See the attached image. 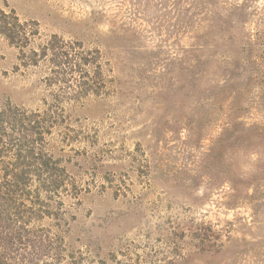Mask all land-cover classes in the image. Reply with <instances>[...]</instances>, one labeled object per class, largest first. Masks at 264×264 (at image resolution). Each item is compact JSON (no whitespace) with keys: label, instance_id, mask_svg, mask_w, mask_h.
Returning <instances> with one entry per match:
<instances>
[{"label":"rangeland","instance_id":"374dc122","mask_svg":"<svg viewBox=\"0 0 264 264\" xmlns=\"http://www.w3.org/2000/svg\"><path fill=\"white\" fill-rule=\"evenodd\" d=\"M0 264H264V0H0Z\"/></svg>","mask_w":264,"mask_h":264}]
</instances>
